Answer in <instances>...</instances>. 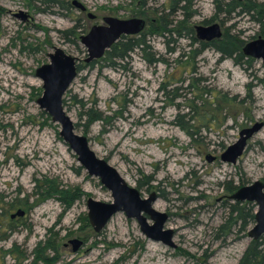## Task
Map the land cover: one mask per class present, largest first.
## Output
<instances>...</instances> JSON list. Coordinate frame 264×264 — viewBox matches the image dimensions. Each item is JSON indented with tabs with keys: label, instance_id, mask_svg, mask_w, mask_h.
Here are the masks:
<instances>
[{
	"label": "rangeland",
	"instance_id": "1",
	"mask_svg": "<svg viewBox=\"0 0 264 264\" xmlns=\"http://www.w3.org/2000/svg\"><path fill=\"white\" fill-rule=\"evenodd\" d=\"M64 1L65 7L44 0H0V264H237L252 224L244 233L239 223L220 226L235 201L229 186H236L235 192L255 180L264 183L261 60L236 64L212 49L194 59L180 57L195 47L183 31L168 42L171 51L163 37L149 38V51L163 62L148 65L135 50L114 67L99 60L77 72L62 95L75 132L85 135L94 154L141 197L154 195L151 206L166 213L163 228L173 231L175 246L145 238L135 220L121 212L95 233L85 199L108 202L109 192L79 166L58 136V125L38 107L42 88L34 70L48 62L53 47L82 62L84 48L64 33L73 25L82 34L103 16H137L130 12L131 0H77L84 11ZM166 4L148 0L158 12ZM185 4L193 13L186 24L193 29L218 23L222 33L227 29L244 43L258 37V26L248 16L216 15L214 0ZM184 13L179 8L168 19L176 23ZM91 102L109 120L103 126L92 122L83 133V109ZM255 122L262 127L236 163L220 161L240 130ZM181 125L193 126L194 138ZM209 155L215 159L208 161ZM48 180L66 191L77 189L79 197L68 206L55 196L38 200L36 187ZM18 201L22 204L13 206ZM17 209L23 216L9 219ZM70 239L81 241L75 251Z\"/></svg>",
	"mask_w": 264,
	"mask_h": 264
},
{
	"label": "water",
	"instance_id": "2",
	"mask_svg": "<svg viewBox=\"0 0 264 264\" xmlns=\"http://www.w3.org/2000/svg\"><path fill=\"white\" fill-rule=\"evenodd\" d=\"M69 3L79 11H84V6L77 0H71ZM86 16L93 18L90 13H86ZM101 21L102 23L91 25L85 33L78 36V41L85 51L81 59L85 64L99 59L120 36L135 35L145 26L144 19L139 17L119 19L103 16ZM194 30L198 40L211 41L222 36L218 23L195 25ZM242 53L253 59H260L264 65V38L258 36L244 43ZM47 58V63L39 65L34 70V76L41 81L42 88L36 103L48 115L50 121L58 125V136L75 155L79 166L88 176L97 178L98 182L109 192L108 202L90 197L85 199L86 218L91 229L95 233L99 232L113 214L121 212L126 218L135 220L139 232L145 238L174 247L175 245L170 240L173 231L163 228L166 213L158 212L151 206L154 195L151 193L147 197H141L135 187L127 185L112 166L94 154L88 145L87 137L75 132L74 124L65 113L62 106V95L77 74L78 59L59 47H53L52 52L47 53ZM261 127V122H255L250 127L241 129L238 139L221 152L220 161L236 163L245 150L247 140ZM206 159L212 161L215 157L209 155ZM229 198L238 202L247 201L255 204L254 222L247 231V235L250 239L264 236V183L255 180L251 184L243 185ZM21 215L23 211L17 209L9 214V217ZM68 243L71 245V251H75L81 241L70 239Z\"/></svg>",
	"mask_w": 264,
	"mask_h": 264
},
{
	"label": "trees",
	"instance_id": "3",
	"mask_svg": "<svg viewBox=\"0 0 264 264\" xmlns=\"http://www.w3.org/2000/svg\"><path fill=\"white\" fill-rule=\"evenodd\" d=\"M50 6H59L63 4L66 5L64 0H44ZM167 1V11L161 9L159 12L155 8L148 6V0H131L130 3L133 7L130 12L133 16L141 17L145 21L144 28L135 35H122L117 41L110 45V47L105 50L103 55L97 59L92 60L89 63L78 62L76 64V72H78L83 67H91L93 64L97 63L99 60L106 63L107 67H114L116 61L123 60L128 57V55L137 51L141 54L142 59L146 64H155L158 62H163L164 60L155 52H150L149 38L153 35L163 37L164 44L168 51L173 50V48L168 47V42L173 41V35L183 36V31L191 37L192 41L187 54L183 53L182 56H187L190 59H194L198 54L206 49H212L220 54L222 58H230L236 64L250 63L252 57L245 56L242 53V47L244 41L240 38V35L231 34L227 29L223 31L222 36L218 39L211 41L198 40L194 35L193 27L186 24L189 18L193 16L192 11L186 6V2L189 0H166ZM180 3H184L181 5ZM215 3V14H223L229 17L231 14L246 15L249 17L250 21L258 26V36L264 38V2L257 0H214ZM65 4V5H64ZM180 4V5H179ZM62 6V5H61ZM184 9L185 13L183 17L174 23V20L168 19L169 16L173 15L178 9ZM153 16V17H152ZM154 18V20H153ZM213 17L211 18V20ZM207 22V21H205ZM65 34H69L71 37L69 41L77 44L78 36L80 34L77 31L76 25L64 31ZM62 105H64V100L62 99ZM80 108L83 109V104H80ZM81 116V115H80ZM82 116L84 118V123L82 124L83 133H85L87 127L95 121H99L102 126L108 123V115H104L101 111L96 108L95 102H91V105L83 109ZM75 127V124H74ZM193 126L181 125V129L187 133L191 138L193 137V131L190 130ZM43 187V188H42ZM236 186L228 187L227 193L231 194L236 189ZM35 194L40 197L38 200H43L49 196H55V198L63 204V206H68L74 199L79 197V192L77 189L71 191H66L62 188H58L52 181H43V184L36 187ZM22 204V201L14 203L13 206ZM229 215L226 223L220 226V229L239 223L240 232H245L249 225L254 222V203L252 202H238L234 201L229 205ZM50 246V245H49ZM51 248V247H50ZM237 264H264V236L258 239H250L246 248L244 249L242 255L240 256Z\"/></svg>",
	"mask_w": 264,
	"mask_h": 264
},
{
	"label": "flooded vegetation",
	"instance_id": "4",
	"mask_svg": "<svg viewBox=\"0 0 264 264\" xmlns=\"http://www.w3.org/2000/svg\"><path fill=\"white\" fill-rule=\"evenodd\" d=\"M11 213H13V212H11ZM11 213H9V214H11ZM21 216H23V215H21ZM21 216H14L13 218H10L9 215H8L9 219H14L15 217H21Z\"/></svg>",
	"mask_w": 264,
	"mask_h": 264
}]
</instances>
